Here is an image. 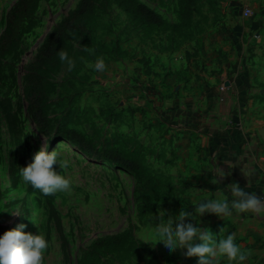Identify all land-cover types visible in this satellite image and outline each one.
Instances as JSON below:
<instances>
[{"label":"rangeland","instance_id":"rangeland-1","mask_svg":"<svg viewBox=\"0 0 264 264\" xmlns=\"http://www.w3.org/2000/svg\"><path fill=\"white\" fill-rule=\"evenodd\" d=\"M15 1L0 0V34ZM142 1L169 25H145L115 0H101L72 36L68 54L75 67L61 61L49 75L48 133L30 114L26 73L49 33L80 0H40L31 28L3 58L0 226L6 231L26 225L25 231L37 233L36 220L50 242L44 264H79L95 239L125 231L131 233L128 242L97 264H197L198 257L170 254L162 245L145 244V237L150 220L159 226L161 213L174 219L184 206L194 212L193 194L215 198L225 188V177L212 182L221 172L212 141L221 145L224 136L214 132L206 111L211 97H201L209 78H220V90L242 108L237 115L249 123L247 130L256 128L264 138V0H195L188 22L182 21L180 0ZM246 6L250 17L244 16ZM101 56L107 68L97 73L90 65ZM66 127L82 131L99 148L119 146L142 155L168 183L165 197L141 216L135 174L58 136ZM45 145L69 158V192L45 196L23 182L21 167ZM200 220L215 232L225 227L236 233L237 242L253 251L249 264H264L263 242L243 241L236 225L216 214Z\"/></svg>","mask_w":264,"mask_h":264},{"label":"clouds","instance_id":"clouds-1","mask_svg":"<svg viewBox=\"0 0 264 264\" xmlns=\"http://www.w3.org/2000/svg\"><path fill=\"white\" fill-rule=\"evenodd\" d=\"M58 55L69 68L75 67V61L68 52L61 50ZM90 66L95 72L102 73L107 63L101 56ZM57 149L48 152L45 145L36 153L32 162L21 167L23 182L45 196L69 192L73 183L67 174L70 160ZM57 164L59 170L54 167ZM227 175L223 170L213 175L212 182L220 184L219 178ZM203 197L211 199L201 203ZM203 197L196 199L194 194L190 197L192 202L189 204L194 206V212L184 206L174 219L161 213L159 226L155 228L150 220L151 227L145 237V244L162 245L170 254L181 250L185 257H198L197 264H249L253 251L243 248L237 242L234 232H229L225 227L215 232L210 227L201 226L200 218L205 214H216L225 219L233 214L264 213V198L246 191L238 182L228 184L227 191L223 188V192L215 198ZM35 222L39 229L37 233L25 231L27 226L21 225L0 235V264H44L50 242L40 224Z\"/></svg>","mask_w":264,"mask_h":264},{"label":"trees","instance_id":"trees-1","mask_svg":"<svg viewBox=\"0 0 264 264\" xmlns=\"http://www.w3.org/2000/svg\"><path fill=\"white\" fill-rule=\"evenodd\" d=\"M99 1L101 0H80L76 8L55 25L28 66L26 82L31 93L28 103L29 111L36 127L45 133L52 129L47 112L48 96L53 90L49 75L61 63L58 53L61 50L69 51L72 36L94 13ZM39 2L40 0H16L10 7L6 27L0 34V74L4 56L31 28ZM115 2L131 17L145 25L158 27L169 25L160 13L142 0H115ZM180 4L182 21L188 22L194 10L195 0H180ZM57 134L85 154L135 174L141 216L148 209L156 207L158 201L165 197L166 193L163 189L168 186V183L161 175L150 169L142 155L119 146L99 148L85 133L71 127L63 128ZM4 232L5 230L0 226V235ZM130 235L129 231H125L95 239L89 247L84 249L79 264H97L103 255L122 248L128 242Z\"/></svg>","mask_w":264,"mask_h":264},{"label":"crops","instance_id":"crops-1","mask_svg":"<svg viewBox=\"0 0 264 264\" xmlns=\"http://www.w3.org/2000/svg\"><path fill=\"white\" fill-rule=\"evenodd\" d=\"M208 80L201 97H211L212 100L206 102V111L211 113L212 127L220 131L214 129V132L224 136L221 145L216 140L212 141V145L216 168L228 173L225 190L228 184L238 182L246 191L264 198V138L256 128L247 130L249 123L237 115L242 113V108L234 104L230 94L220 90V78L211 77ZM225 220L236 225L237 235L243 241L264 243V213L233 214Z\"/></svg>","mask_w":264,"mask_h":264},{"label":"built area","instance_id":"built-area-1","mask_svg":"<svg viewBox=\"0 0 264 264\" xmlns=\"http://www.w3.org/2000/svg\"><path fill=\"white\" fill-rule=\"evenodd\" d=\"M251 15H252V9H251V7L246 6V7L244 8V16H245V17H250Z\"/></svg>","mask_w":264,"mask_h":264},{"label":"bare ground","instance_id":"bare-ground-1","mask_svg":"<svg viewBox=\"0 0 264 264\" xmlns=\"http://www.w3.org/2000/svg\"><path fill=\"white\" fill-rule=\"evenodd\" d=\"M15 215H17V212L14 213ZM18 218V216L16 217V219Z\"/></svg>","mask_w":264,"mask_h":264}]
</instances>
